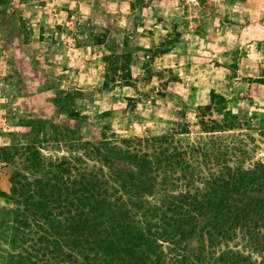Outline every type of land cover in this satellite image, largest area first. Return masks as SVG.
I'll return each mask as SVG.
<instances>
[{"label":"rangeland","instance_id":"374dc122","mask_svg":"<svg viewBox=\"0 0 264 264\" xmlns=\"http://www.w3.org/2000/svg\"><path fill=\"white\" fill-rule=\"evenodd\" d=\"M263 80L264 0H0V264H42L34 228L2 209L16 207L11 178L100 165L102 139L161 121L188 123L181 146L205 141L196 122L210 89L240 123L215 134L238 147L226 165L264 170ZM162 194L154 185L146 199Z\"/></svg>","mask_w":264,"mask_h":264},{"label":"trees","instance_id":"16d2710c","mask_svg":"<svg viewBox=\"0 0 264 264\" xmlns=\"http://www.w3.org/2000/svg\"><path fill=\"white\" fill-rule=\"evenodd\" d=\"M207 98L196 122L205 141L181 146L188 123L161 121L141 138L102 139L100 165L79 158L73 173L61 161L10 179L5 197L16 207L2 209L34 228L42 264H264L263 167L226 165L238 147L215 134L239 129V119L212 89ZM154 185L163 191L156 205L146 199Z\"/></svg>","mask_w":264,"mask_h":264}]
</instances>
